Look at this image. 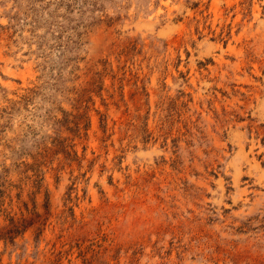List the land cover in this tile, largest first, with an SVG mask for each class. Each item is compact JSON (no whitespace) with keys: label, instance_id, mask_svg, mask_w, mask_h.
Wrapping results in <instances>:
<instances>
[{"label":"rangeland","instance_id":"374dc122","mask_svg":"<svg viewBox=\"0 0 264 264\" xmlns=\"http://www.w3.org/2000/svg\"><path fill=\"white\" fill-rule=\"evenodd\" d=\"M0 264H264V0H0Z\"/></svg>","mask_w":264,"mask_h":264}]
</instances>
